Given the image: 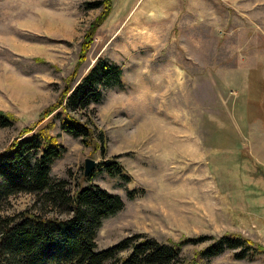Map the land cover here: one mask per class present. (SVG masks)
Instances as JSON below:
<instances>
[{
	"label": "rangeland",
	"instance_id": "obj_1",
	"mask_svg": "<svg viewBox=\"0 0 264 264\" xmlns=\"http://www.w3.org/2000/svg\"><path fill=\"white\" fill-rule=\"evenodd\" d=\"M95 1L0 0V112L16 118L15 126L0 128V152L61 99L74 73L79 80L106 58L123 67L127 88L107 89L89 116L76 115L91 121L105 149L93 152L57 121L53 133L65 154L51 172L75 191L87 159L118 157L127 179L98 173L84 184L125 203L99 229L98 249L141 233L159 241L241 233L264 246V220L242 203L240 182L225 189L221 180L224 170L255 166L250 154L259 159L264 0H114L79 64L85 36L102 11L88 8ZM37 200L18 195L5 212L40 211ZM203 247L189 246L184 256L191 259ZM204 264H264V257L236 260L226 251Z\"/></svg>",
	"mask_w": 264,
	"mask_h": 264
},
{
	"label": "trees",
	"instance_id": "obj_2",
	"mask_svg": "<svg viewBox=\"0 0 264 264\" xmlns=\"http://www.w3.org/2000/svg\"><path fill=\"white\" fill-rule=\"evenodd\" d=\"M113 2L88 3V8L102 11L85 36L79 64L86 60L99 26L112 12ZM126 85L123 67L99 58L79 80L74 73L66 81L61 99L46 108L32 127L24 129L0 152V264H204L226 251H233L236 260L255 261L264 257V246L241 233L183 237L178 241H159L141 233L105 250L98 249L95 239L99 229L106 219L123 211L125 203L99 185L84 184L98 173L128 177L115 157L98 163L89 177L80 176L77 189L71 191L66 180L51 176L53 164L65 154L60 135L53 132L58 121L63 132L80 138L93 152L104 150L89 126L91 121H83L76 115L89 116L92 106L102 104L107 89L125 90ZM51 116V120L43 123ZM15 124V117L0 112V128ZM99 136L103 139L102 134ZM21 194L35 195L36 203L41 204L40 211L6 214L11 199ZM130 196H134L133 192ZM44 209L65 214L66 218L47 216L41 211ZM200 245L204 247L196 250L191 259L184 256L185 248Z\"/></svg>",
	"mask_w": 264,
	"mask_h": 264
},
{
	"label": "crops",
	"instance_id": "obj_3",
	"mask_svg": "<svg viewBox=\"0 0 264 264\" xmlns=\"http://www.w3.org/2000/svg\"><path fill=\"white\" fill-rule=\"evenodd\" d=\"M260 134L261 136L258 139L260 144L257 146L259 159L250 154L252 160H255V166L243 167L238 171L234 169L232 173L224 170V175L221 176L224 188L229 183L240 182L241 201L247 207L249 214L254 216L259 222L264 220V131H261ZM255 145L256 138L252 147L255 148Z\"/></svg>",
	"mask_w": 264,
	"mask_h": 264
},
{
	"label": "water",
	"instance_id": "obj_4",
	"mask_svg": "<svg viewBox=\"0 0 264 264\" xmlns=\"http://www.w3.org/2000/svg\"><path fill=\"white\" fill-rule=\"evenodd\" d=\"M98 163L93 159H87L85 164L84 176L89 177L93 171L96 169Z\"/></svg>",
	"mask_w": 264,
	"mask_h": 264
}]
</instances>
